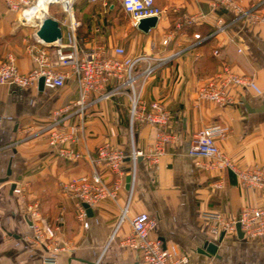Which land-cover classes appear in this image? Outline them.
<instances>
[{"label": "crops", "instance_id": "1", "mask_svg": "<svg viewBox=\"0 0 264 264\" xmlns=\"http://www.w3.org/2000/svg\"><path fill=\"white\" fill-rule=\"evenodd\" d=\"M110 1L82 6L76 0L72 19L61 13L51 18L60 26L62 44L71 43L74 35L80 50L103 48L123 63L142 57L133 68L135 92L140 103L158 101L168 109L171 119L165 130L172 134L171 142L156 167L139 158L130 192L126 159L116 200L106 198L90 206L84 227L75 200L62 184L92 173L89 157L101 144L130 153L128 89L116 79L107 85V89L118 87L116 94L90 105L80 140L65 144L82 157L66 160L52 151L41 131L54 109H76L73 75L54 91L40 90L38 84L24 90L0 86V264H44L46 251L30 241L31 223L56 229L53 242L65 250L57 254L55 264H137V254L121 243L132 233L130 218L140 212L156 219L151 237L174 245L189 264H264V243L239 239L236 232L219 241L220 235L210 233L211 222L204 217L216 211L231 220L246 209H264V185L242 188L231 170H206L202 167L206 160L187 153L198 131L220 125L228 129L218 142L221 150L239 168L264 173V22L250 25L231 9L214 10L212 0H155L162 15L154 28L143 32L133 28L126 15L118 24ZM254 6L264 15V0H239L242 9ZM34 12L42 13L36 7ZM186 15L195 17V22L178 27ZM218 18L228 25L216 32ZM36 29L34 23H21L19 12L0 0V64L12 54L19 71H30L33 63L27 46L35 42ZM167 36L170 40L163 45ZM48 50L52 55L53 49ZM223 63L252 77L249 87L231 91L240 100L234 105L220 106L197 97L198 88ZM149 66L154 71L144 76ZM97 95L93 93L90 100ZM71 122L79 123V116L73 115ZM133 126L134 148L147 153L157 128L138 120ZM98 170L107 184L112 183L114 175L102 166ZM12 183L19 193L11 189ZM127 201V213L120 221ZM207 242L217 245L215 256L204 253Z\"/></svg>", "mask_w": 264, "mask_h": 264}, {"label": "built area", "instance_id": "2", "mask_svg": "<svg viewBox=\"0 0 264 264\" xmlns=\"http://www.w3.org/2000/svg\"><path fill=\"white\" fill-rule=\"evenodd\" d=\"M3 1L11 10L19 12L21 23H34L36 28L47 13L44 14V17L29 19L27 11L37 4L38 0ZM75 1L49 0L47 1V9L50 6L49 2H53L72 19ZM88 2L91 4L106 3V0H88ZM211 5L214 10L219 12L227 8L231 9L236 12L238 19L244 18L249 10H253L251 8L252 10L245 11L239 7L236 0H212ZM121 7L133 28H138L139 22L144 18L156 17L158 19L162 15V10L156 6L155 0H121ZM195 20V17L186 15L176 25L178 27L181 24L190 25ZM227 25L218 18L216 32L225 30ZM195 37L199 38L198 35ZM169 40V36H167L163 39L162 44L166 45ZM48 48L35 36V42L27 46V52L30 54L33 63L31 70L27 73L19 71L15 57L8 54L0 64V86L6 85L24 90L38 84L39 79L42 78L44 88L54 91L65 85L69 74L73 75L77 92L76 109L73 112H70L68 107L54 109L41 131L45 134L49 147L61 158L77 160L82 157L81 153L65 148V144L76 143L80 140L79 131L83 129L84 116L90 105L102 100H109L116 94L118 87L106 88L112 80L122 81L128 89L130 97V153L125 155L122 151L112 148L109 143L101 144L95 155L89 157V162L93 167L92 173L79 175L62 184L63 190L75 200L78 220L82 222L84 227H87V213L83 203L92 206L106 198L116 200L119 190L123 187V175L125 174L123 165L126 159L129 162L126 173L131 177L129 192L135 180V170L140 157L145 159L147 164L153 168L158 165L161 156L165 153L167 144L171 142L173 137L171 133L165 130L170 122L171 114L158 101H153L149 105L140 103L139 96L135 92L136 77L133 68L142 57L130 63H123L119 59L106 55L103 48L80 50L74 35L71 36V43L68 45L62 44V41L56 42L52 48V55ZM239 51L242 49L239 48ZM215 54H218L217 51ZM153 71L154 67L149 66L143 74L149 76ZM251 84L252 77L236 73L229 65L223 63L210 81L198 88L197 97L220 106L234 105L240 100L231 91L245 89ZM93 93H99V95L90 100ZM73 115L79 116V123L71 122ZM137 120L157 128L154 142L147 153L134 148L133 125ZM227 132V127L220 125L204 127L191 139L188 155L194 159L206 160L202 165L206 170H231L242 188L261 187L264 185V173L261 170L241 169L221 150L218 142L225 137ZM100 166L114 175L112 183L107 184L103 180L98 170ZM14 192L19 193L20 189L15 187ZM127 207L128 201L122 209L120 221L126 215ZM237 216L243 236L264 243V209H246ZM237 216L231 220H225L216 211L204 213V217L211 222L210 233L215 236L220 235L221 232L224 234L236 232ZM59 223L62 221L60 220ZM156 223V219L146 212L134 214L130 218L132 233L121 244L137 254V264H189L187 256L180 254L174 245H164L158 238L151 237L150 234L155 231ZM30 228L33 231L30 238L31 243L46 251L43 263L55 264L57 254L65 250L53 242L56 229L50 225L38 226L33 223L30 224Z\"/></svg>", "mask_w": 264, "mask_h": 264}, {"label": "water", "instance_id": "3", "mask_svg": "<svg viewBox=\"0 0 264 264\" xmlns=\"http://www.w3.org/2000/svg\"><path fill=\"white\" fill-rule=\"evenodd\" d=\"M52 3L53 2H49V5H51ZM156 24H157L156 17L144 18L139 22L138 29L143 32H148L151 28H154ZM35 36L38 39H40L43 43H45L49 48H53L56 42H59L62 40V33H61L60 26L58 22L51 17H44L39 22L38 28L36 29V32H35ZM38 87L40 90L44 88L42 78H40L38 81ZM130 180H131V177L130 175H128L126 177L127 190L130 189ZM14 188H15V184L12 183L11 189L13 190ZM83 207L85 208L87 214L91 213V207L87 203H83ZM235 228H236L237 237L239 239H242L244 236L240 228V223L238 222V216H237V222H236ZM223 237H224V232H221L219 236V241H221ZM216 250H217V245L215 243L207 242L203 251L208 256H215Z\"/></svg>", "mask_w": 264, "mask_h": 264}, {"label": "rangeland", "instance_id": "4", "mask_svg": "<svg viewBox=\"0 0 264 264\" xmlns=\"http://www.w3.org/2000/svg\"><path fill=\"white\" fill-rule=\"evenodd\" d=\"M236 2L239 4V0H236ZM108 3H112L113 4V8H114V11L116 12V15H117V23L118 24H122L123 23V17L126 15L124 13V11L122 10V7H121V0H111L110 2ZM82 6H86L88 5L89 3L86 1V0H80V2L78 3ZM91 4V3H90ZM92 9L94 8V6H91ZM256 6L252 7L251 8H243L245 11H248L249 9H251L252 11L249 10V12H247V15L242 18L243 21H245L246 23L252 25V24H260V23H263L264 22V15L261 14V12L259 10H257L255 8ZM43 13V12H42ZM63 14V17L64 16H67V14L63 13L60 9V7L57 5V4H51L48 9H47V13L45 14V17H51L52 15H60ZM127 16V15H126ZM127 20V19H126ZM125 20V21H126ZM257 24V25H258ZM215 51H217L218 53V50H214L213 51V54H215ZM221 66V65H220ZM216 73V72H215ZM214 73V74H215ZM214 74L212 76H214ZM133 129H134V126H133Z\"/></svg>", "mask_w": 264, "mask_h": 264}, {"label": "bare ground", "instance_id": "5", "mask_svg": "<svg viewBox=\"0 0 264 264\" xmlns=\"http://www.w3.org/2000/svg\"><path fill=\"white\" fill-rule=\"evenodd\" d=\"M47 1H49V0H38L37 4H35L33 7L29 8V10L27 11L28 18L29 19H35L36 17H40V18L44 17V14L47 12ZM35 7L40 9L43 13H39V12L31 13ZM42 14H43V16H42Z\"/></svg>", "mask_w": 264, "mask_h": 264}]
</instances>
